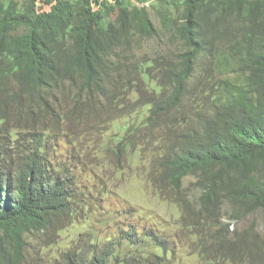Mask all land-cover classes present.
Segmentation results:
<instances>
[{
  "label": "trees",
  "instance_id": "obj_1",
  "mask_svg": "<svg viewBox=\"0 0 264 264\" xmlns=\"http://www.w3.org/2000/svg\"><path fill=\"white\" fill-rule=\"evenodd\" d=\"M178 1V16L157 12L161 39L176 49L138 60L135 37L159 35L143 6L0 0V264H27L28 235L58 229L87 208L77 176L51 160L50 146L64 123L74 125L70 137L87 140L86 120L101 123L100 110L109 115L120 104L122 113L149 104L170 122L159 157L163 183L177 191L192 176L200 205H225L234 218L264 208V0ZM112 12L116 18L104 22ZM197 72L219 81L209 107L194 115L186 101ZM137 74L157 80L159 90L124 101ZM130 136L118 140V151L133 148ZM122 239L125 248L138 246L133 251L146 250V239L165 246L150 229L139 235L129 227ZM90 246L64 252L61 264H136L111 240Z\"/></svg>",
  "mask_w": 264,
  "mask_h": 264
},
{
  "label": "rangeland",
  "instance_id": "obj_2",
  "mask_svg": "<svg viewBox=\"0 0 264 264\" xmlns=\"http://www.w3.org/2000/svg\"><path fill=\"white\" fill-rule=\"evenodd\" d=\"M168 1L125 0L130 7L135 3L147 9L159 31L154 38L135 37L132 51L138 52V60H148L155 55L159 60L176 49V44L160 37L158 10L167 8L176 17L180 14L178 9L182 8L178 0L174 5L167 4ZM115 18L116 13L112 12L105 16L104 22ZM152 64V68L161 67L156 61ZM135 76L138 83L125 91L124 101L151 97L153 90H159L154 89L157 80L148 82L139 74ZM218 81V76L195 73L186 101L194 115L206 110L203 105L209 107L210 93L216 90ZM150 107L145 104L122 113L120 104L111 109L109 115L107 109L100 110L101 123L92 118L86 120L91 127L87 140L70 137L76 131L72 123L61 126L55 145L50 146V158L77 176L87 208L84 207L78 218L66 221L58 229L28 235L27 264H61L64 252L86 249L91 247L90 243L103 247L108 240L118 244L121 253L134 254L136 264H261L264 208L234 218L225 205L201 206L200 190L192 176L184 178L177 191L163 183L159 157L170 142L172 127L169 121L152 115ZM193 118L189 116L188 120L194 125L196 119ZM124 136H130L133 148L118 151V140ZM129 227L139 235L152 230L165 240L164 249L155 247L151 239L145 240L146 250L133 251L138 247L133 243L125 248L126 241L122 237Z\"/></svg>",
  "mask_w": 264,
  "mask_h": 264
}]
</instances>
